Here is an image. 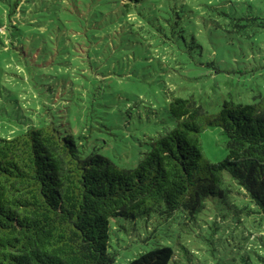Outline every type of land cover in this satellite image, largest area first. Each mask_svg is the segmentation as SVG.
Instances as JSON below:
<instances>
[{"label":"trees","instance_id":"trees-1","mask_svg":"<svg viewBox=\"0 0 264 264\" xmlns=\"http://www.w3.org/2000/svg\"><path fill=\"white\" fill-rule=\"evenodd\" d=\"M142 3L0 0V47L22 72H41L48 59L49 72H107L100 58L125 46L120 36L137 27ZM39 110L40 103L30 109L18 132L0 135V264H113L111 218H194L210 197L251 219L252 256L244 264H264V95L225 99L214 114L192 96L170 97L172 126L133 167L86 153L83 133L61 131ZM211 125L226 137L218 161L204 160L200 145ZM175 255L158 245L125 264H185Z\"/></svg>","mask_w":264,"mask_h":264},{"label":"rangeland","instance_id":"rangeland-1","mask_svg":"<svg viewBox=\"0 0 264 264\" xmlns=\"http://www.w3.org/2000/svg\"><path fill=\"white\" fill-rule=\"evenodd\" d=\"M145 1L137 7V27L122 31L125 46L112 59L100 58L107 72H49V59L39 64L41 72H22L1 46L0 135L22 129L40 103L39 112L61 131L86 136V153L133 167L149 142L172 126L170 97L192 96L214 114L225 99L251 102L264 95V0ZM225 141L219 126L205 127L203 159H223ZM251 224L217 197L194 218L114 217L113 264L158 245L172 246L185 264H244L252 256Z\"/></svg>","mask_w":264,"mask_h":264}]
</instances>
